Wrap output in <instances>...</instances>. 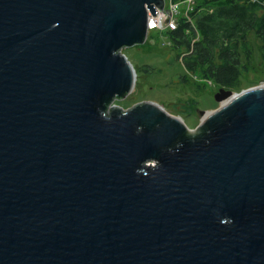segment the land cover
Wrapping results in <instances>:
<instances>
[{
    "label": "water",
    "instance_id": "obj_1",
    "mask_svg": "<svg viewBox=\"0 0 264 264\" xmlns=\"http://www.w3.org/2000/svg\"><path fill=\"white\" fill-rule=\"evenodd\" d=\"M163 7L0 0V264H264V85L113 103Z\"/></svg>",
    "mask_w": 264,
    "mask_h": 264
},
{
    "label": "trees",
    "instance_id": "obj_2",
    "mask_svg": "<svg viewBox=\"0 0 264 264\" xmlns=\"http://www.w3.org/2000/svg\"><path fill=\"white\" fill-rule=\"evenodd\" d=\"M188 17L190 21L179 18L165 36L171 61H180L191 76L197 75L198 87L204 81L216 90L240 91L256 41L264 70V0H195ZM188 79L181 76L180 82L189 83Z\"/></svg>",
    "mask_w": 264,
    "mask_h": 264
},
{
    "label": "rangeland",
    "instance_id": "obj_3",
    "mask_svg": "<svg viewBox=\"0 0 264 264\" xmlns=\"http://www.w3.org/2000/svg\"><path fill=\"white\" fill-rule=\"evenodd\" d=\"M167 43L165 32H153L144 44L122 51L131 63L136 78L131 93L113 103L124 110L139 102L158 104L169 115L182 119L189 129H195L200 124L198 112L218 108L219 104L213 98L216 88L204 81L199 82L201 85L198 87L197 75L191 76L180 61H171ZM258 45L256 41L251 61L242 72L240 91L264 85ZM144 67H148V71ZM185 75L189 83L183 84L180 77Z\"/></svg>",
    "mask_w": 264,
    "mask_h": 264
},
{
    "label": "built area",
    "instance_id": "obj_4",
    "mask_svg": "<svg viewBox=\"0 0 264 264\" xmlns=\"http://www.w3.org/2000/svg\"><path fill=\"white\" fill-rule=\"evenodd\" d=\"M195 0H183L173 2L165 0L162 9L156 8L154 15L149 14L147 21L148 36L153 32H165L174 30L179 18H186L190 21L188 14L193 10ZM168 44V43H167ZM210 84V82H208Z\"/></svg>",
    "mask_w": 264,
    "mask_h": 264
},
{
    "label": "bare ground",
    "instance_id": "obj_5",
    "mask_svg": "<svg viewBox=\"0 0 264 264\" xmlns=\"http://www.w3.org/2000/svg\"><path fill=\"white\" fill-rule=\"evenodd\" d=\"M164 4H165V0H164ZM223 104H225V102ZM211 113H212L211 111H208L205 114H203L201 117V121H204Z\"/></svg>",
    "mask_w": 264,
    "mask_h": 264
}]
</instances>
